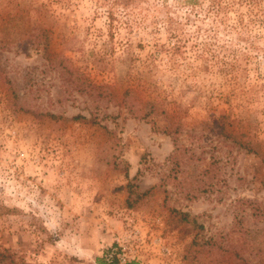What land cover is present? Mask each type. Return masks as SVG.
Returning <instances> with one entry per match:
<instances>
[{
	"label": "rangeland",
	"instance_id": "obj_1",
	"mask_svg": "<svg viewBox=\"0 0 264 264\" xmlns=\"http://www.w3.org/2000/svg\"><path fill=\"white\" fill-rule=\"evenodd\" d=\"M240 200L264 206V0H0V250L201 264Z\"/></svg>",
	"mask_w": 264,
	"mask_h": 264
},
{
	"label": "trees",
	"instance_id": "obj_2",
	"mask_svg": "<svg viewBox=\"0 0 264 264\" xmlns=\"http://www.w3.org/2000/svg\"><path fill=\"white\" fill-rule=\"evenodd\" d=\"M67 61V59H63V63L65 64L64 69L66 72L71 73L73 71ZM10 85V81H7L6 87L12 94L13 99H16L15 92L10 88ZM48 117L50 119H56V116L54 115H49ZM220 118L226 120L225 116ZM73 119L84 120L85 118L77 116ZM224 134L226 135L227 140H232L234 144L239 145L241 148L248 149V152L257 153L255 148L245 145V143L240 139V136H237L233 131L225 132ZM211 173V168L203 172L205 175ZM239 205L243 214L241 217H236V224L234 225V228H238L240 231V246H223L215 241L213 242L212 240H209L206 242V262H201V264H264V231L262 232L255 228L250 229L245 226L246 222L253 220L254 225L256 221L264 224V206L255 200H240ZM175 214L179 215L180 218L178 219L180 223H188V214L179 212H175ZM198 244L199 243L195 242V240L192 242V245L197 246ZM0 264L26 263L20 259H16L14 254L9 249H2L0 250Z\"/></svg>",
	"mask_w": 264,
	"mask_h": 264
},
{
	"label": "built area",
	"instance_id": "obj_3",
	"mask_svg": "<svg viewBox=\"0 0 264 264\" xmlns=\"http://www.w3.org/2000/svg\"><path fill=\"white\" fill-rule=\"evenodd\" d=\"M123 253H124V250H122V248L120 246L112 248L110 250L108 257H106L107 262L109 264H114L116 262H121V263L125 262L127 258H126V255Z\"/></svg>",
	"mask_w": 264,
	"mask_h": 264
},
{
	"label": "crops",
	"instance_id": "obj_4",
	"mask_svg": "<svg viewBox=\"0 0 264 264\" xmlns=\"http://www.w3.org/2000/svg\"><path fill=\"white\" fill-rule=\"evenodd\" d=\"M131 264H145L144 262L141 263L139 260L138 261H135V262H131Z\"/></svg>",
	"mask_w": 264,
	"mask_h": 264
}]
</instances>
